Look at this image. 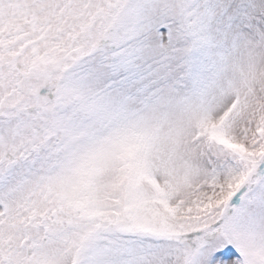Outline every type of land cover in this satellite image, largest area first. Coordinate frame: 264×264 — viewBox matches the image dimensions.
<instances>
[{
  "label": "snow or ice",
  "instance_id": "obj_1",
  "mask_svg": "<svg viewBox=\"0 0 264 264\" xmlns=\"http://www.w3.org/2000/svg\"><path fill=\"white\" fill-rule=\"evenodd\" d=\"M0 264H264V0H0Z\"/></svg>",
  "mask_w": 264,
  "mask_h": 264
}]
</instances>
